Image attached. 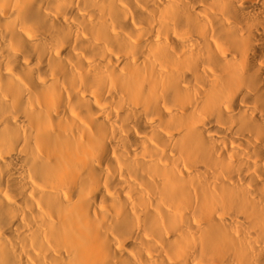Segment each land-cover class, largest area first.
Segmentation results:
<instances>
[{"label": "bare ground", "instance_id": "1", "mask_svg": "<svg viewBox=\"0 0 264 264\" xmlns=\"http://www.w3.org/2000/svg\"><path fill=\"white\" fill-rule=\"evenodd\" d=\"M0 264H264V0H0Z\"/></svg>", "mask_w": 264, "mask_h": 264}]
</instances>
